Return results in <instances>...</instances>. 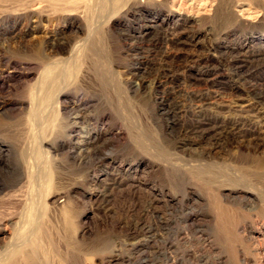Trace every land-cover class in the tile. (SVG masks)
Masks as SVG:
<instances>
[{"label": "rangeland", "instance_id": "374dc122", "mask_svg": "<svg viewBox=\"0 0 264 264\" xmlns=\"http://www.w3.org/2000/svg\"><path fill=\"white\" fill-rule=\"evenodd\" d=\"M209 1L0 0V264H264V0Z\"/></svg>", "mask_w": 264, "mask_h": 264}, {"label": "bare ground", "instance_id": "6f19581e", "mask_svg": "<svg viewBox=\"0 0 264 264\" xmlns=\"http://www.w3.org/2000/svg\"><path fill=\"white\" fill-rule=\"evenodd\" d=\"M181 1V0H180ZM202 3H201V5H202V7H204V8H206L208 5L210 6V4H211V2L212 1H209V0H200ZM190 3H188V5H189ZM213 4V3H212ZM190 5H192V4H190ZM201 5H200V9H202V7H201ZM185 7V6H184ZM186 7H187V4H186ZM199 7V6H198ZM208 9V8H207ZM205 10V9H204ZM197 12V11H196ZM203 12H205V11H203ZM249 14V13H248ZM249 16V15H248ZM156 26V25H155ZM157 27V26H156ZM155 27V28H156ZM162 66V65H161ZM145 69V68H144ZM158 80V79H157ZM159 81V80H158ZM206 83V82H205ZM236 107V106H235ZM236 110H237V108H236ZM235 110V111H236ZM237 111H240V110H237ZM80 118H81V115H75L74 117H73V122L74 123H79V120H80ZM82 122V121H81ZM224 124V126H229V133H233L234 134V131H238V123H233V122H231L230 124L229 123H223ZM227 124H229V125H227ZM219 125V124H218ZM220 126V125H219ZM240 128V127H239ZM195 130V133H198L197 135H196V140H205V141H211L213 138H215V137H217V136H219V135H221L222 134V132H223V127L220 129V130H218V128H217V125H212V126H208V127H205V128H200V127H198V128H196V129H194ZM241 130V129H240ZM81 134V133H80ZM237 134V133H236ZM84 135V134H83ZM85 136V139L84 140H82V142H83V144H87V143H89L90 142V137H89V134H87V135H84ZM236 139H237V137H236ZM81 141V140H80ZM91 143V142H90ZM85 147V146H84ZM154 200V199H153ZM154 202V201H153ZM153 207V206H152ZM15 245V244H14ZM18 246H20V244H16L15 245V247H18ZM13 247V246H12ZM7 254H8V252H7ZM7 256V255H6ZM6 258V257H5ZM10 260V259H9ZM14 263V262H13Z\"/></svg>", "mask_w": 264, "mask_h": 264}]
</instances>
